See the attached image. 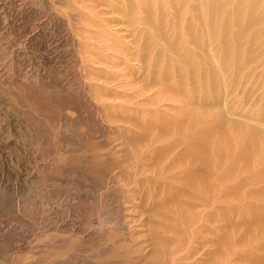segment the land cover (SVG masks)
Listing matches in <instances>:
<instances>
[{"label": "rangeland", "instance_id": "1", "mask_svg": "<svg viewBox=\"0 0 264 264\" xmlns=\"http://www.w3.org/2000/svg\"><path fill=\"white\" fill-rule=\"evenodd\" d=\"M226 2L209 33L153 0L162 37L108 0H0V264H264V0Z\"/></svg>", "mask_w": 264, "mask_h": 264}, {"label": "bare ground", "instance_id": "2", "mask_svg": "<svg viewBox=\"0 0 264 264\" xmlns=\"http://www.w3.org/2000/svg\"><path fill=\"white\" fill-rule=\"evenodd\" d=\"M59 1V0H58ZM109 1V3H107V5H109L110 7H112L113 8V10L114 11H119V12H121L123 15H125V16H127L130 20L132 19V22L134 23V24H138V25H140V23L142 24L141 26H142V29H144L145 30V32H146V29H148L149 27L150 28H153L154 27V29H156V30H158L159 29V31L157 32L159 35H162V37H165L166 36V34H165V30L163 29V25H164V22H162L163 23V25L161 24V18L159 17H157L158 19H160V20H158V21H156V20H154V13L152 14V10H151V5H152V3H153V0H140L139 1V3L138 4H141V3H143L144 4V8L142 9V10H139L138 11V9H133V6H131L130 7V3L129 4H123L124 2H125V0H118V2H114V3H112V1H110V0H108ZM158 1V0H157ZM167 3H169V6L173 9V20H175V21H177V23L178 22H182V17H183V15H181V12H180V10H179V8H177V3L180 1V3L181 4H183L184 5V7L186 6V4H188L187 5V8H185L183 11H185V13L186 14H188L189 15V17L187 18L189 21H188V23H189V25H190V23H194V18H198V19H201L202 21H203V25L205 26V29L210 33V32H212L213 33V29H214V27H215V23H214V20H216L215 19V14L216 13H218L219 12V14H221V15H223L224 13H223V11L221 12L220 10L222 9V7H223V5L225 6L226 4H228V2H226V0L225 1H220V0H198L199 1V3H198V5L200 6V7H197V8H195L194 7V5L196 4H193V2H194V0H165ZM228 1V0H227ZM240 1H242V0H240ZM251 1V4H250V10L252 11H250L251 12V19H252V15H253V17L254 18H257V20H258V17L255 15L254 16V13H255V10H256V8H257V6H258V3L260 2V0H250ZM61 2V1H60ZM129 2V1H128ZM224 2H226V3H224ZM237 2H239V1H237ZM137 3V2H136ZM159 3V2H158ZM161 3V2H160ZM163 4H164V2H163ZM208 4V5H207ZM197 5V4H196ZM195 5V6H196ZM205 5V9H203L202 10V8H203V6ZM209 5H210V8L209 9H207V6L209 7ZM239 5V4H238ZM97 6V5H96ZM86 9H88V8H95V6L93 5V2H91V3H89V5L86 3V5L84 6ZM159 7V6H158ZM118 8V9H117ZM160 8V7H159ZM224 8V7H223ZM161 9V8H160ZM207 9V10H206ZM211 12H212V14H211ZM100 13V12H99ZM157 13V12H156ZM162 13V12H161ZM158 15L160 14V12L159 13H157ZM187 15V16H188ZM163 16V15H162ZM166 16V15H165ZM186 16V15H185ZM186 16V17H187ZM214 16V19L212 18ZM216 16H217V14H216ZM164 17V16H163ZM166 18V17H165ZM186 19V18H185ZM171 20V18L169 19V21ZM165 21V20H164ZM166 21H167V19H166ZM169 21H167V22H169ZM187 21V20H186ZM198 21V20H197ZM172 22V21H171ZM169 23V24H172V23ZM185 22V21H184ZM176 23V24H177ZM188 23H187V25H188ZM202 23V22H201ZM174 24V23H173ZM166 25V24H165ZM165 25H164V27H165ZM181 25V24H180ZM201 25V24H200ZM175 26V25H174ZM178 26V25H177ZM194 26H196V25H194ZM190 27H192V25L190 26ZM200 27V26H199ZM188 28V27H187ZM194 28V27H193ZM192 29V28H191ZM191 29H190V31H191ZM225 30H226V28H224ZM224 29H223V31H224ZM143 30V31H144ZM176 30V29H175ZM174 30V31H175ZM181 30V29H180ZM189 30V29H188ZM199 30V29H198ZM149 32V31H148ZM180 32V31H179ZM197 32V31H196ZM226 32V31H225ZM186 34H187V32H186ZM96 35H97V33H96ZM165 35V36H164ZM193 35H194V33H193ZM168 36V35H167ZM183 36V35H182ZM186 36V35H185ZM188 36V35H187ZM210 36V35H209ZM192 36L189 34V36H188V38H189V40H190V38H191ZM208 37V36H207ZM195 38H196V35H195ZM209 38V37H208ZM166 39V38H165ZM180 39V38H179ZM182 39V38H181ZM185 39V38H184ZM177 40V39H176ZM166 42H170L169 40L167 41V40H165ZM164 41V42H165ZM194 41V40H193ZM174 42V41H173ZM191 42H192V40H191ZM211 42V41H210ZM167 43V44H168ZM200 43V42H199ZM195 44H197V43H195ZM194 44V45H195ZM169 45H170V43H169ZM168 45V46H169ZM197 45H199V44H197ZM172 46H173V44H172ZM172 46H170V47H172ZM176 46V45H175ZM206 46V45H205ZM204 46V47H205ZM174 47V46H173ZM175 48V47H174ZM225 49V48H224ZM170 50V49H169ZM177 50V49H176ZM179 50V49H178ZM204 50V49H203ZM159 51H161V49L159 50ZM180 51V50H179ZM188 51H190V49L188 50ZM187 51V52H188ZM176 53V52H175ZM180 54H181V52H180ZM190 55V54H189ZM183 56H184V53H183ZM186 56V55H185ZM184 56V57H185ZM188 56V55H187ZM190 57V56H189ZM188 57V58H189ZM180 59V58H179ZM186 59V58H185ZM184 59V62H189L187 59L185 60ZM180 60H183V59H180ZM158 62V61H157ZM183 62V63H184ZM182 63V64H183ZM186 63H185V65H186ZM156 64V63H155ZM181 64V63H180ZM169 65H170V63H169ZM177 65V64H176ZM188 65V64H187ZM157 66V65H156ZM190 66V65H189ZM175 67V66H174ZM183 67V66H182ZM225 67V66H224ZM180 68H181V66H180ZM185 68H186V66H185ZM189 68V67H188ZM178 69V68H177ZM188 70V69H187ZM179 71V69L177 70V72ZM167 72V71H166ZM183 73V72H182ZM167 73H165V75H166ZM179 74H181V71H180V73ZM169 75V74H168ZM170 79V78H169ZM169 79L168 78H165L164 79V81H160V90H162L163 89V87L164 86H166L164 83H167L168 81H169ZM183 76H180L179 78H178V83L176 84V83H170V82H168V83H170V84H168V88L170 89V90H176V92H174V93H176L175 95H177V98L176 97H174V98H176V99H180L181 97H184L185 99H187V95H188V93L186 92V91H182L181 90V86L180 85H184L183 84ZM186 86V85H185ZM165 90V89H164ZM180 94H179V93ZM143 95V94H142ZM181 95V96H180ZM173 98V97H172ZM145 99V98H144ZM145 100H149V98L147 99H145ZM180 101V100H179ZM182 101V100H181ZM227 113H229V114H231L228 110L226 111ZM238 115V114H237ZM218 117L219 118H221V120H223V118H225V116L224 115H222V114H220V115H218ZM236 119H231V125H233V126H235V125H241L240 124V122H238L237 120L235 121ZM243 120V119H242ZM242 129H244V128H242ZM258 129H256V128H249V133L247 132V134H254V135H256V134H258V131H257ZM203 132V131H202ZM201 132V133H202ZM196 134V133H195ZM240 153V152H239ZM183 156V153L180 151L179 153H178V155H177V158L176 159H181V157ZM173 158V157H172ZM190 174H192L194 177H196L197 178V180H200V182L202 181V182H205V186H209V184L210 183H208V178H207V174H209V173H207L206 172V170H203V169H198L197 171H191V173ZM221 179V178H220ZM249 179H251V178H249ZM220 181V180H219ZM224 181V180H223ZM212 188V187H211ZM209 189V188H208ZM227 191L228 192H230L229 191V189L227 188ZM226 192V191H225ZM223 193V192H222ZM209 194V193H208ZM225 194H227V193H225ZM212 197V196H211ZM223 209L222 207H219V209ZM218 209V210H219ZM216 210V209H215ZM256 215V217H255V219H258V217H257V214H255ZM254 215V216H255ZM210 216H212V215H210ZM211 219V218H210ZM214 219H215V217H214ZM228 219V218H227ZM246 219L245 218H243L242 220H241V222H244ZM258 221V220H257ZM229 224V223H228ZM230 224H232V223H230ZM233 224H235V223H233ZM242 224V223H241ZM247 224V223H246ZM251 224V223H250ZM237 225H238V223H237ZM239 225H240V223H239ZM225 226V225H224ZM229 226V225H228ZM245 226V225H244ZM250 226V225H249ZM222 240V239H221ZM217 241H219V239L217 240ZM224 240H222V241H219V242H223ZM224 243V242H223ZM232 245V244H231ZM241 245V244H240ZM257 248H258V246H257ZM230 249V248H229ZM231 249H232V247H231ZM251 249V248H250ZM253 250H245L244 252L243 251H240V253H238V256H236L237 257V260L238 261H240V262H242V263H246V264H258V256H256V255H253ZM252 254L253 256H255L256 258H248L247 257V255H249V254ZM192 253L189 251V250H187L186 251V255H188V256H190ZM237 255V254H236ZM235 257V258H236Z\"/></svg>", "mask_w": 264, "mask_h": 264}]
</instances>
